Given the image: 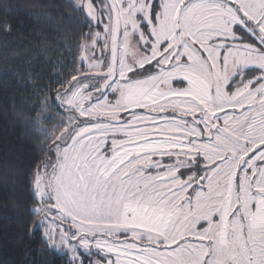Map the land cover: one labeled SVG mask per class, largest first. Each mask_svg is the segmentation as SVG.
I'll use <instances>...</instances> for the list:
<instances>
[{"label": "rangeland", "instance_id": "374dc122", "mask_svg": "<svg viewBox=\"0 0 264 264\" xmlns=\"http://www.w3.org/2000/svg\"><path fill=\"white\" fill-rule=\"evenodd\" d=\"M75 1L82 6L86 0ZM100 1H96L98 8H100L98 6ZM148 1L139 0L136 5L137 11L143 14V19L147 21L150 17H146L144 11L146 5L151 3ZM117 2L121 7L123 28L128 24L134 26L133 17L138 12L134 14V10L128 7L130 5L125 4L124 0H117ZM155 2H159L160 9L157 23L162 28L161 35L168 42L169 50L179 47V37L185 34L188 35L186 40L188 45L193 48L198 46L202 51L206 48L211 52L212 48L205 43L208 39L215 38L216 34L225 36L232 30L233 32L228 35L238 38V34L234 36L237 28L243 27L248 31L251 27L257 26L254 22L253 26H248L245 23L248 18L255 21L264 17V0H155ZM107 4L108 2L104 6L106 7ZM241 13L244 14V20L240 18ZM107 16L109 17V14ZM177 18L179 28L176 26ZM108 23H111L110 19ZM260 26L258 29H264V24ZM95 31L91 30L89 39L94 37ZM95 49L96 41L82 40L80 63L84 66L87 63L89 66L97 64L90 61L95 57ZM127 49L126 42L119 50L120 60H123L127 55L126 52H129ZM234 49L240 48L234 47ZM162 50L164 49H160ZM179 50L185 52L184 55L189 60L179 64L178 66L183 68H177L176 74L170 73L169 77L174 79L178 75L183 81L186 79L189 89L180 86V82H177L178 86L176 82V85L167 83L166 86L163 88L160 86L158 89L138 88V85L132 89L133 85H130L125 93L128 105L132 103L153 107V105L178 106L183 103L181 107L189 110L191 99L202 100L200 93L206 92L207 89L206 84L197 74L201 66L208 67V63L197 58L198 50L188 49L185 43L173 52L174 56H184L179 53ZM222 87L219 88L222 89ZM76 90H79V93ZM96 91L98 90L95 89L94 93L91 90V94H86L76 86L66 90L61 97L67 103V107L75 109L81 105V102L86 103L88 98H92L93 112H105L108 106L104 93ZM209 91L211 92V89ZM94 94H100V96ZM196 94L200 96H194ZM244 101L251 103L247 99ZM190 107L194 109L193 105ZM105 121L101 119L74 128L71 120L67 118V124L58 133L54 144L55 155L36 172L34 186L38 202L33 205V208L34 211L41 213L39 226L43 229L44 238L52 247L63 253L67 250V255H71V250L76 246L90 243L95 248L99 245L105 251L108 249L115 251L114 264L117 261L121 264H215L220 260L223 261L225 254L221 250L227 249L230 250L229 253L235 261L248 260L249 264H264L263 177L259 183L250 178H246L244 183L236 182L237 188L232 185L229 188L230 193V190L223 187L221 205L225 197L226 200L232 199L233 204L234 202L238 204L239 213L243 218H235V226L226 213L228 206L226 207L225 203L220 210L222 213L216 219L215 227L212 226L210 231L207 227H202L199 231L191 233L194 229L198 230L193 224L192 228L190 225L189 230L184 231V223L177 224L176 220L172 223V217L179 219L184 217L187 223H190L191 219L193 222H198V218L191 217L193 212L187 205L174 207L170 196L167 199L168 211L161 202L157 201L164 192L161 187L167 184L161 181L162 173L156 171L155 174H151L144 164H142L144 171L139 170L137 173L129 171V168L137 161L136 153H141L138 156L142 157L148 155V150L150 153H158L161 150H157L155 146L163 149L170 140L155 139L120 148L112 137L108 138L110 129ZM159 132L154 129L151 133L157 135ZM162 132L170 134L167 129H162ZM151 133L148 135H152ZM184 139L189 140L188 137ZM238 139V134L231 131L228 138L225 137L222 142L226 143L227 140L229 147L232 148L239 145ZM263 153L264 149L258 152L259 155ZM189 176L190 173L186 175V178ZM146 194L148 199L144 203L149 204L142 205L134 202L137 196ZM245 222L249 227L243 229ZM228 223L229 231L226 230ZM192 234L199 237L198 244L201 245V249L195 252L188 251V248L193 245L190 244ZM187 235L189 238H185ZM118 236L120 238L116 239L115 237ZM121 236L125 238L121 239ZM226 237L230 238L231 242L225 241ZM184 238L188 243H179ZM140 239H152L160 243L155 247L148 246L149 251L143 252L135 249L136 242ZM174 243L176 244L173 245Z\"/></svg>", "mask_w": 264, "mask_h": 264}, {"label": "flooded vegetation", "instance_id": "af4514ba", "mask_svg": "<svg viewBox=\"0 0 264 264\" xmlns=\"http://www.w3.org/2000/svg\"><path fill=\"white\" fill-rule=\"evenodd\" d=\"M90 1L94 6V12L87 18L92 23V30L96 31L94 37L88 38L87 42L96 41L95 57L90 58V61L97 64L89 66L87 63L84 70L77 74L73 87L78 86L86 94H91V90L95 93V89L103 92L108 109L105 112H93L92 98H88L86 103L81 102L77 109L67 107V103L62 100L61 103L63 107L67 108V118L71 120L72 126L75 128L104 119L110 129L108 138L112 137L120 148L155 139L158 141L160 139L170 140L163 149L160 146H155L157 150H161L158 153H150L148 150V155L144 157L138 156L141 153H136L137 161L129 168V171L137 173L145 166L151 174H155L156 171L162 173L161 181H165L167 184L161 187L164 192L157 201L161 202V205L168 211L169 202L167 199L170 196L173 199L174 207L187 205L193 212L191 217L197 216L198 218V222H193L191 219V222L187 223L184 221V217L181 219L172 217V223L175 220L177 224L184 223V231H188L190 225L192 228V224L198 230L194 229L191 233L199 231L202 227H207V230L210 231L212 226L215 227L216 219L222 213L220 210L223 209L225 203L226 207L228 206L226 213L235 226V218L241 217L239 207L236 202L233 204L231 195V200L227 198V203L225 197L221 205L223 187L230 190V193L231 189L229 188L232 185H238L236 182L244 183L246 178H250L259 183L262 177L264 178V153L263 155L258 154L264 149V32L258 29L261 26L251 25L253 27L248 31L243 27L237 28L234 36L238 34V38L228 35L233 30L225 36L216 34L215 38H210L205 42L212 48L211 52L206 48L202 51L198 46L194 47L199 53L197 58L208 63V67L201 66L197 74L206 84L207 90L200 93L202 100L189 98V100L191 99L189 110L181 107L184 105L183 103L178 106L153 105V107L132 103L128 105L125 93L130 85H133L132 89L135 85H138V88L153 87L158 89L160 86L163 88L167 83L176 85L177 82H180V86L189 89L186 79L183 81L182 77L178 75L173 79L169 77V74H176L177 68H183L178 65L189 60L184 55L185 52L179 50V53L184 55L180 57L174 56L173 52L183 43L187 45L188 49L194 48L186 43L188 35L181 34L179 47L168 49V42L161 35L162 28L157 23L160 10L159 2L148 1L151 3L146 5L144 11V15L150 17V20L147 21L143 19V14L137 11L136 5L139 0H124V3L129 4L128 7L134 10V14L138 13L133 17L135 25L128 24L123 28L121 7L118 6L121 18L118 64L115 70L116 74L112 75L114 76L113 80H110L105 86V90L102 91L101 84L108 76L96 77L93 74L105 72L110 65L112 13L109 3L106 7L104 6L108 0L100 1L98 6L100 8L103 6L101 9L97 7V0ZM109 19L111 23H108ZM176 26H179L178 18ZM126 42L129 52L122 50L127 55L123 60H120L119 50ZM234 47L240 49L237 50ZM160 49L164 50L160 51ZM221 86H223L222 89L219 88ZM76 92L79 93V90ZM206 93L207 95H205ZM95 96L99 97L100 94ZM194 96L199 97L200 95ZM244 99L250 100L251 103L245 102ZM191 105L194 109H191ZM93 117H99V119L94 120ZM110 125H112L111 128ZM159 125L160 127H158ZM154 129L159 130V134L151 133ZM162 129L169 130L170 134H164ZM231 131H235L239 137V145L232 148L229 147L227 140L226 143L222 142L225 137L228 138ZM150 133L152 135H148ZM184 137H188L189 140ZM145 162H147L146 165ZM189 173L190 176L186 178ZM134 195H137L136 191ZM136 198L135 203L149 204L144 203L148 199L147 194L139 196L137 200ZM241 219L243 218L241 217ZM214 220L215 222H213ZM244 225L243 229L249 227L247 222ZM226 230L229 231V223ZM192 235L190 244L193 245L188 248L189 252L201 249V245L198 244L199 237L195 234ZM115 238L118 239L120 236ZM185 238L181 239L179 243H188ZM225 241L231 242L228 237L225 238ZM159 243L160 241L152 239H140L136 242L135 249L148 252L150 247L158 246ZM173 245L170 244V246ZM221 252L225 254L224 259L215 262V264H249L248 260L235 261L232 254L229 253L230 250L223 249ZM115 261L116 259L113 264Z\"/></svg>", "mask_w": 264, "mask_h": 264}, {"label": "trees", "instance_id": "16d2710c", "mask_svg": "<svg viewBox=\"0 0 264 264\" xmlns=\"http://www.w3.org/2000/svg\"><path fill=\"white\" fill-rule=\"evenodd\" d=\"M92 23L75 0H0V264H67L44 238L34 179L67 124Z\"/></svg>", "mask_w": 264, "mask_h": 264}, {"label": "snow or ice", "instance_id": "6c2138e0", "mask_svg": "<svg viewBox=\"0 0 264 264\" xmlns=\"http://www.w3.org/2000/svg\"><path fill=\"white\" fill-rule=\"evenodd\" d=\"M240 18L244 20L243 13L240 14ZM245 23L251 26L253 20L249 18ZM254 23L257 26L264 24V17L255 20ZM261 31H264V29H261ZM65 255L67 257V264H113L116 253L113 249L105 251L99 245L93 248L90 243H85L74 247L71 250V255H67L66 250ZM93 257L96 259H93ZM116 264H121V262L117 261Z\"/></svg>", "mask_w": 264, "mask_h": 264}, {"label": "water", "instance_id": "95a60500", "mask_svg": "<svg viewBox=\"0 0 264 264\" xmlns=\"http://www.w3.org/2000/svg\"><path fill=\"white\" fill-rule=\"evenodd\" d=\"M109 3V7L111 8V13H112V24H111V44H110V52H111V58H110V65L108 67V69L105 72H97V74H93L94 76H108L105 80V82L103 84H101V90L104 91L105 90V86H107L108 82H110V80H113L114 76H112L113 74L115 75V70L117 67V59H118V46H119V32H120V26H121V18L119 15V8L117 5L116 0H108ZM134 3V1H133ZM93 4L90 0H86L84 5H83V9H85V13H86V17H90V15L94 12L93 9ZM112 77H111V76ZM70 88V86H68L65 90H63V92H65L66 90H68ZM101 117V116H99ZM99 117H93L94 120H98ZM57 207V205H55Z\"/></svg>", "mask_w": 264, "mask_h": 264}]
</instances>
